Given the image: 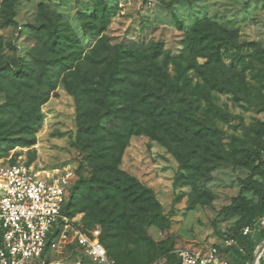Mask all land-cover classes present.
Here are the masks:
<instances>
[{"label":"rangeland","instance_id":"rangeland-1","mask_svg":"<svg viewBox=\"0 0 264 264\" xmlns=\"http://www.w3.org/2000/svg\"><path fill=\"white\" fill-rule=\"evenodd\" d=\"M4 3L0 0V64L10 73L0 76V163L66 174L77 172L83 159L77 146V101L66 88L73 72L46 64L55 55L36 28L58 29L78 54H86L102 38L112 46L159 44L171 58L169 74L181 89L178 99L185 100L178 109L188 110L194 122L179 124V132L171 136L131 138L120 170L153 192L171 225L169 232L160 223L147 225L137 239L142 242L128 246L138 256L121 257L118 264H174L177 249L207 251L212 246L232 264H242L250 246L253 258L245 264H259L264 220L245 237L247 227L239 229L238 219L224 217L222 210L244 195L242 183L252 175L244 157L258 149L257 127L264 123V0H9L15 6L10 23ZM47 10L53 13L42 14ZM201 21L212 25H204L205 31L220 35L222 50L215 61L209 52L186 51L195 39L193 26ZM36 62L41 64L36 69L45 67L50 86L45 84L41 93L40 124L32 132L34 127L8 112L33 85L22 84L16 73ZM86 72L81 69L79 75ZM260 152L264 158V138ZM94 175L93 169L85 170L89 181ZM244 196L253 199L251 193ZM87 206L86 201L76 206L73 218L82 222L91 217ZM92 226L101 235L106 232L100 224ZM227 243L231 245L222 249ZM72 251L51 252L49 258L54 264H80L81 251Z\"/></svg>","mask_w":264,"mask_h":264},{"label":"trees","instance_id":"trees-1","mask_svg":"<svg viewBox=\"0 0 264 264\" xmlns=\"http://www.w3.org/2000/svg\"><path fill=\"white\" fill-rule=\"evenodd\" d=\"M14 11V3L5 0L6 23L13 21ZM51 13L50 10L42 12L46 16ZM204 25L212 27L205 21L193 26L195 39L188 44L186 51L192 54L209 52V59L215 61L222 50L221 43L218 44L220 35L218 31H205ZM45 27L36 28L37 37L55 55V59L47 60L46 64L73 72L74 79L66 82V88L77 101L80 123L77 146L83 159L75 172L66 210L73 217L76 206L88 202L91 217L82 220L83 228L92 230L95 228L92 223H95L106 229L101 242L115 264L121 257L134 259L138 255L128 246L142 242L137 239L147 225L160 223L164 231L169 232L171 223L169 215L159 209L153 192L120 170L124 152L135 136L157 139L159 134L178 133L181 123L194 122L188 110L178 109L185 100L178 99L181 89L171 80V58L159 44L112 46L104 38L86 54H78L73 49L76 45L63 38L58 29ZM35 65L22 66L16 73L21 75L22 84L32 82L33 85L24 93L20 105L16 104V108L8 112L12 117H18L22 125L34 127L32 132L40 124L41 93L46 89L45 84L50 86L45 67L40 71L36 67L41 64L36 62ZM81 69L87 72L79 75ZM9 73L0 64V76ZM212 86L218 89V83L214 82ZM257 131L258 149L249 151L243 161L252 175L243 181L241 189L244 195L251 193L253 199L243 195L222 210L224 217L238 219L239 229L254 227L264 220V158L260 152L264 123L257 127ZM86 169H93L98 176L94 175L89 181L85 176ZM255 176L262 177V180L255 179ZM89 184L93 187L90 190L87 189ZM77 190L81 191L80 196ZM123 242L124 249L121 247ZM248 248L247 256L240 259L242 264L253 258V251L250 246ZM173 256L175 264L177 255L174 253ZM79 263L93 264L83 256Z\"/></svg>","mask_w":264,"mask_h":264},{"label":"built area","instance_id":"built-area-1","mask_svg":"<svg viewBox=\"0 0 264 264\" xmlns=\"http://www.w3.org/2000/svg\"><path fill=\"white\" fill-rule=\"evenodd\" d=\"M75 178L74 172L59 174L21 163H0V264H54L51 252L62 254L70 248L81 251L93 264H115L100 231L85 230L66 210ZM243 231L248 236L251 227ZM175 254V264H232L215 246L207 251L180 248ZM263 256L264 250L259 264Z\"/></svg>","mask_w":264,"mask_h":264}]
</instances>
